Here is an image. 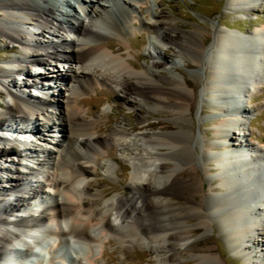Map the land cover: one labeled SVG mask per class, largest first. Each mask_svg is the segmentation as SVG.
Listing matches in <instances>:
<instances>
[{
	"label": "bare ground",
	"instance_id": "bare-ground-1",
	"mask_svg": "<svg viewBox=\"0 0 264 264\" xmlns=\"http://www.w3.org/2000/svg\"><path fill=\"white\" fill-rule=\"evenodd\" d=\"M227 1L229 6L247 12H254L259 2ZM137 7L133 0H97L96 3L93 0H0V10L6 14L4 22L0 21V35L18 43L23 50L18 64L24 66L29 61L38 66L51 65L53 71L49 75L38 77L42 87L50 86L49 80L63 82L67 87L62 92L63 105L54 93L26 96L15 91L16 85L7 79L16 73L15 67L0 66V82L11 97L0 112V129L8 126L7 129L19 130L10 133L25 146L28 141L23 133L37 134L42 142L24 150L12 145L9 134L4 138L0 133L3 143L0 159L12 162L7 175L10 184H0V264H10L7 260L11 264L14 261L46 264L31 256L34 246L28 238L38 247L54 239L47 254L52 256L51 264H64L57 248L63 246V250L69 251L72 244L79 245L82 251L83 246L88 248L85 255L72 257V264H102L111 238L121 250L136 243L144 244L156 254L157 264H183L186 258L187 264H222V252L216 256L210 247L202 248L208 239L192 241L198 232L212 229L215 221L228 233L227 239L237 250L244 252L243 242H246L247 249L254 252L250 234L264 232L261 223L264 212L257 208L259 205L264 208V148L250 142H234L231 127L246 128L240 115L248 111L241 101L252 85L262 82L264 28L248 37L232 33L228 25L227 30L201 27L181 35L172 18L168 20L156 11L150 12V19H142L137 15ZM26 16L34 17L40 25L36 32L44 40L39 37L32 43L13 23V19L25 20ZM136 21L143 31L156 37L149 43L154 49L149 55L152 62L141 68L122 54L125 44L130 47L128 38ZM111 35H116L117 41ZM169 44L182 56L187 55L191 66L209 68L206 81L203 80V92L217 100L215 107L226 115L211 133L215 139L200 143L202 160L223 167L221 175L210 178L218 180L226 192L224 197L217 198L206 190L201 167L196 163L199 156L194 148L197 134L192 114L198 88L203 84L198 80L190 86L184 74L179 76L173 66L169 67L168 63L172 62L164 57ZM130 55L135 57L131 52ZM59 63L68 65L65 75L58 70ZM178 64L173 62L175 66ZM25 72L23 68L21 74ZM32 77L29 70L26 87L38 83L31 81ZM97 85H108L123 93L124 102L142 113L161 109L162 114L174 117L176 124L165 120L149 122L135 136H130L121 126H109L104 132L100 118H87L83 110L87 102L83 95ZM34 118L44 121L45 130L60 131V138L36 124H25ZM11 119L19 123L7 124ZM111 146L123 150L125 160L136 167L129 173L132 175L129 194L102 200L107 194L92 192L84 178L95 175L100 166L98 161ZM109 154L114 155L112 151ZM28 156L31 162L24 161ZM14 164L19 167H13ZM102 169L110 171L111 164L105 162ZM258 173L263 178L256 181L254 177ZM33 175L39 176V180ZM12 193L15 198L10 201L8 197ZM44 194L51 200L46 201ZM37 199L40 203L36 211L30 206ZM101 233L104 237H100ZM100 244L99 257L94 250ZM19 245L25 250L16 251ZM253 255L247 253L245 259L257 257Z\"/></svg>",
	"mask_w": 264,
	"mask_h": 264
},
{
	"label": "rangeland",
	"instance_id": "rangeland-1",
	"mask_svg": "<svg viewBox=\"0 0 264 264\" xmlns=\"http://www.w3.org/2000/svg\"><path fill=\"white\" fill-rule=\"evenodd\" d=\"M96 3L97 0H93ZM135 4L138 5L137 9H139L137 15L142 19H150V15L152 12H160L162 15H165L168 20L172 18L173 26L177 25L178 29L183 35L185 32L198 31V29H202L201 27H208L209 30L214 29L215 27H221L225 30L228 28L226 25L232 28V33H238L243 37L251 36L253 32H257L260 29L264 28V0H259V2L255 5L256 10L254 12H247L237 10L233 5H228L227 0H141L136 1L133 0ZM149 1V4H143L144 2ZM140 3V4H139ZM142 3V4H141ZM60 5H62L60 3ZM142 5V6H141ZM65 9L66 6L62 5ZM78 6V4H77ZM79 9V12L83 14L82 9ZM151 12V13H150ZM6 18V14L0 10V21ZM33 16H26L25 20H21L19 18L13 19V23L22 30L23 36L26 38H30L32 43H35L37 39H45L43 35H38L37 30L40 28V25L37 24ZM26 21V23H25ZM4 22V21H2ZM24 22V23H23ZM201 25V26H200ZM133 33L129 35L130 47L128 44H125L124 51L122 54L130 61L137 62L141 67L148 66L152 62V58H150V51L154 52V49L149 47V43L151 40H154L155 34L147 31H143L139 22L132 23ZM199 27V28H198ZM213 27V28H212ZM212 28V29H211ZM197 29V30H196ZM241 29V31H238ZM35 31V32H34ZM31 32L33 34H31ZM180 36L178 39H180ZM112 40L117 41L116 35H111ZM181 40V39H180ZM158 42V41H157ZM45 44H48V41H44ZM167 46V47H166ZM164 57L168 60L169 67L173 66V70L179 76L183 74L188 79V84L191 86L195 81L202 82L201 84H205L207 72L209 68L199 67L195 65H190V60L177 51H174L175 47L173 44L166 45ZM34 49V48H33ZM36 50V49H34ZM22 51V52H21ZM130 52L135 56H129ZM23 50L19 49L18 43L9 42L6 40V37L0 35V66H4L5 68L15 67L16 73L12 74V76L7 77L8 80L13 81L14 90L18 91L20 94L28 95H36L41 96L44 93H54L55 96L60 100V103L63 105L65 100L62 95V92L67 89L63 82L60 81H50L45 89L40 84V79H38L39 75L50 74V71H53V66L45 65L38 66L32 62L27 61L25 65L18 64L17 59L23 58ZM188 59V60H187ZM178 61L179 64L177 66L173 65V62ZM28 66V67H27ZM67 64L59 63L58 70L64 75L67 73ZM24 68L25 73L21 74V70ZM20 68V69H19ZM29 70L33 72V77L31 81L38 80L37 84H32L33 86H25V79L27 78V74ZM23 72V71H22ZM163 73L168 74L167 71L164 70ZM47 79H51V76H48ZM199 80V81H198ZM205 80V81H203ZM201 85L198 88V100L195 106V109L192 114V120L194 124V130L197 134V140H195V149L197 152L198 160L196 163L201 167L203 184L206 187V190L212 192L217 198L224 197L226 192L223 190L218 182V180L211 179V176H219L223 172V167L218 166L215 162H204L202 160V147L200 143L206 141L208 142L211 139H215L212 137V132H215L219 123L222 119L226 118V115H223V112L217 109L213 101L214 99L203 92V87ZM254 86V89H253ZM23 89V90H22ZM253 92H252V91ZM110 87L108 85H97L94 90L90 91L88 94H84L83 97L87 99V102L83 105L84 114L87 118H100L101 126L103 131L106 132L109 129V126H121L126 129L130 136H135L142 130V125H145L149 122H156L158 120H165L172 124H176V120L174 117H169L165 114H162L161 109H157L156 111L146 112L141 110L131 108L124 102L123 93H119V91ZM114 92V93H113ZM120 94V95H119ZM11 101V97L5 91V87L0 82V112L3 110V107ZM243 105H245L248 113H244V115H240L243 119V122L246 123V128L242 129L241 127H231L232 135L234 137V142L244 141L245 144L251 143L259 148H264V74L262 76V82L259 85H252L250 90L247 91L245 97L241 101ZM53 110V109H52ZM91 110V111H90ZM54 112L56 111L53 110ZM119 111V113H118ZM241 113V112H239ZM115 115V116H114ZM114 116V117H113ZM124 120V121H123ZM11 123L7 122V124L16 126V123H19V120H10ZM18 121V122H17ZM109 121V122H108ZM122 121V122H121ZM29 122V124H28ZM25 122L26 125H37L45 130L44 121L42 120H28ZM24 125V123H23ZM134 125V126H133ZM135 126L139 127L138 129H133ZM8 127V126H7ZM7 127H2L0 129V133L2 136L7 137L6 135H10L12 145H18L21 149L26 150L25 147L33 146L35 143H42L39 141L38 137L33 134H25L23 133V137L27 136L28 142L25 144L20 142V138H16L12 136V133L18 132L19 130L14 129L10 130ZM150 129V128H149ZM159 130V128H154L153 130ZM152 130V129H150ZM12 132V133H10ZM48 134H54L56 137L60 138V131H47ZM32 133V132H31ZM252 133V134H251ZM34 136V137H33ZM30 138H34L33 141ZM7 139V138H6ZM217 139V138H216ZM24 147H21L23 146ZM246 146V145H245ZM3 143H0V149H2ZM112 148V149H111ZM108 150L103 152V162L105 161L111 164V169L103 170L102 166L105 163L98 161L100 166H98L95 170L94 176H89L84 178V182L91 186L92 192H105L107 195L102 198V200H107L117 194H129L131 191V174L135 169V165L130 162L125 156H122L123 150L115 148V146H111ZM218 150V149H216ZM112 151L114 155L109 154ZM218 151H222L221 149ZM217 152V151H216ZM225 152V151H224ZM223 151L220 153H224ZM214 153V152H213ZM122 156V158L120 157ZM113 158V159H112ZM27 159V160H26ZM25 162H31L32 158L29 156L26 157ZM107 159V160H104ZM111 162H110V161ZM116 160V161H115ZM11 159L5 160L0 159V184H10L8 181V170L11 168ZM15 165L13 167H17ZM19 167V166H18ZM101 168V169H100ZM26 169V168H25ZM106 172V173H105ZM113 172V173H112ZM131 173V174H129ZM211 173V174H210ZM34 179L39 180V176L33 175ZM131 180H130V179ZM256 181H259V178H263L262 173L256 174L254 177ZM94 185V186H93ZM96 185V186H95ZM10 186V185H9ZM94 188V189H93ZM94 190V191H93ZM44 198L46 201H50V196L44 194ZM10 201L15 198V193H12L10 197H8ZM41 199V198H40ZM37 203V204H36ZM40 200L37 199L34 201V204L30 207L34 210H39L38 204ZM262 208V212H264V208L262 205L257 207ZM264 217V215H263ZM262 217L261 223L264 226V219ZM253 222V221H252ZM227 234L221 228V225L218 221H215L212 229L209 231H200L194 235L192 241L205 242V240H209L202 247L203 249L210 247L213 253L217 256L219 252H222L223 262L222 264H264V232L262 234H256L255 231L250 234L251 242L254 243V252L252 250L247 249V244L243 242L245 247V251H239L236 249V246L227 239ZM104 237V234L101 233L100 237ZM109 237V235H107ZM203 239V240H202ZM108 239L106 238L105 241ZM112 243L106 244V251L108 252L105 259L103 258L102 264H157L154 260L156 259V254L152 253L148 250L144 244L136 243L131 247H128L125 250H121L118 247L115 239L111 238ZM54 242V239H52ZM203 244V243H202ZM24 245V244H22ZM81 245V244H80ZM83 246V245H82ZM71 249V248H70ZM84 251H80L79 253L85 255L88 251L86 246H83ZM86 251V252H85ZM94 254L97 256H101L102 247L101 244L98 245ZM44 252H47L46 249ZM77 255V251L75 252ZM247 253L257 254V257L251 258L250 260L245 259V255ZM107 257H110L109 260ZM39 259V258H38ZM7 260V258H6ZM11 264L10 261H6ZM50 264L52 260L49 261ZM257 262V263H256ZM187 258L184 259L183 264H187ZM47 264V263H46ZM71 264V263H70Z\"/></svg>",
	"mask_w": 264,
	"mask_h": 264
}]
</instances>
